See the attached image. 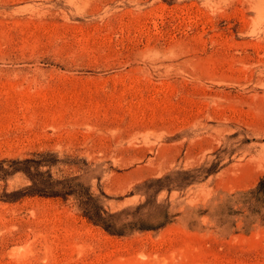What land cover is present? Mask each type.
<instances>
[{"label": "rangeland", "instance_id": "374dc122", "mask_svg": "<svg viewBox=\"0 0 264 264\" xmlns=\"http://www.w3.org/2000/svg\"><path fill=\"white\" fill-rule=\"evenodd\" d=\"M39 153L119 231L7 176L0 264H264V0H0V160Z\"/></svg>", "mask_w": 264, "mask_h": 264}, {"label": "trees", "instance_id": "16d2710c", "mask_svg": "<svg viewBox=\"0 0 264 264\" xmlns=\"http://www.w3.org/2000/svg\"><path fill=\"white\" fill-rule=\"evenodd\" d=\"M35 156L0 160V179L22 173L31 181V185L24 190L26 191L25 194L62 198L65 201L70 197H74L82 210L83 216L90 222L102 226L112 234L118 233L119 230L111 222L114 215L109 214L100 205L99 199L90 193L89 187L78 182L80 177L53 181L50 174L45 176L49 172L40 170L43 166H53L55 164L44 159L46 156L53 155L39 153ZM258 189H260V186ZM16 193L21 194V191Z\"/></svg>", "mask_w": 264, "mask_h": 264}]
</instances>
